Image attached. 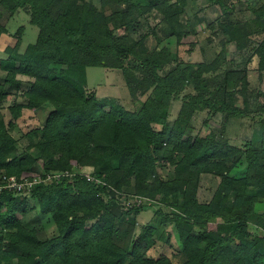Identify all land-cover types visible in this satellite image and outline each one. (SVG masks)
<instances>
[{"label":"trees","instance_id":"1","mask_svg":"<svg viewBox=\"0 0 264 264\" xmlns=\"http://www.w3.org/2000/svg\"><path fill=\"white\" fill-rule=\"evenodd\" d=\"M216 1L225 11L233 7ZM140 2L0 0V40L20 10L38 29L36 41L23 47L21 26L0 53V176L40 178L28 192L0 194V264H174L167 255L149 254L173 242L179 264H264V100L256 107L257 137L242 146L196 131L203 112L221 114L220 126L245 118L248 80L237 71H227L222 83L203 79L210 66L182 62L158 47L156 36L150 48L148 33L135 36L146 26L143 15L156 9L163 36L180 42L191 33L186 0ZM251 12V22L221 21L238 48L247 46L249 28L264 32V3ZM255 54L264 69V40ZM88 67L121 71L140 107L105 109L86 88ZM23 79L29 88L17 102ZM11 96L5 120L2 105ZM178 99L181 107L170 120ZM25 110L38 123L23 134L27 146L17 154L10 129ZM205 176L218 182L201 201ZM127 188L140 203L120 204ZM28 198L54 223L55 236L44 237L25 222L19 203ZM155 204V218L135 235V216Z\"/></svg>","mask_w":264,"mask_h":264},{"label":"rangeland","instance_id":"2","mask_svg":"<svg viewBox=\"0 0 264 264\" xmlns=\"http://www.w3.org/2000/svg\"><path fill=\"white\" fill-rule=\"evenodd\" d=\"M135 1V0H133ZM140 2V0H137ZM175 0H169L173 2ZM98 5V0H94ZM232 3L228 11L220 7L217 1L211 0H186L184 6V18L190 24L191 33L177 42L176 37L163 36L160 26L162 22V14L156 9H151L147 14L143 15V23L146 26L141 31L135 33V36L141 33H148L147 44L150 48L156 46V37L160 38L158 47L166 46L172 53H176L182 62H191L196 64H206L212 69L208 71L203 79H211L217 83H222L225 73L227 71H237L239 76L245 75L248 80L247 90L251 92L252 96L249 98L248 115L242 119H230L227 124L219 125L223 119L219 113L203 112L196 116L195 128L202 133H209L215 135L217 138H224L229 141L231 145L242 146L246 142H250L257 137L258 133V114L256 107L264 100V96L259 92L264 93V69L260 68L259 58L255 54V50L264 40V32L256 33L257 27L253 26L248 29L249 39L245 48H238L235 40H229L225 33L224 24L221 21L232 24H240L251 22L255 15L251 12V8H256L264 3V0H244V3L239 4L235 0H227ZM141 5H146V2L141 1ZM142 5V6H143ZM250 8V9H249ZM146 18V19H145ZM146 20L148 21L146 23ZM217 27H212L211 24H216ZM24 27L22 36V46L34 43L37 38L38 29L29 23L28 14L20 10L10 20L7 25V36L0 40V53L7 43L12 42V35L20 28ZM189 29V28H188ZM153 32H155L153 34ZM156 36V37H155ZM171 67V66H170ZM86 88L89 91H95L98 101L105 106L106 104H115L123 106L127 110H137L140 105L135 102L124 83V78L121 71L110 70L103 67H88L86 69ZM238 76V77H239ZM4 72L0 70V82L3 81ZM29 88L28 83L23 79L18 92L17 102H24L22 92ZM13 96L8 97V100L3 102L2 113L6 115L5 120L9 119L8 106L12 104ZM105 102V103H104ZM181 99L172 102L169 108L170 120H173L180 107ZM237 106L243 107V98L238 96ZM105 109L108 107L105 106ZM30 112L24 111V115L20 118L17 124L10 129L11 135L17 140V154L25 151L27 141L23 134L33 128L38 119L30 117ZM221 132V134H220ZM36 154V151H32ZM167 174L165 170L164 175ZM217 180L211 176H205L201 182V189L199 191V199L201 201H208L212 192L217 185ZM130 188V187H129ZM129 188L124 189L120 195V204L129 205L130 203H140L139 197H130ZM23 206L25 222L28 225L35 227L40 235L50 238L56 235L57 231L54 223L49 217H43L39 213L38 203L33 198H28L19 203ZM159 205L155 204L141 210L136 216L135 235L140 232L143 224L153 221L154 210L158 209ZM133 215V214H132ZM134 217V216H133ZM156 221L155 223H157ZM250 230L260 233L255 227L251 226ZM172 247L158 244L153 250L149 252L151 256L158 257L160 255H167L174 264H179L181 259L176 255L178 244L172 243Z\"/></svg>","mask_w":264,"mask_h":264},{"label":"built area","instance_id":"3","mask_svg":"<svg viewBox=\"0 0 264 264\" xmlns=\"http://www.w3.org/2000/svg\"><path fill=\"white\" fill-rule=\"evenodd\" d=\"M40 181L39 177L29 180L26 177L17 178L16 176H0V194L3 191H13L15 193H21L22 191H30V189ZM4 229L0 225V234Z\"/></svg>","mask_w":264,"mask_h":264}]
</instances>
